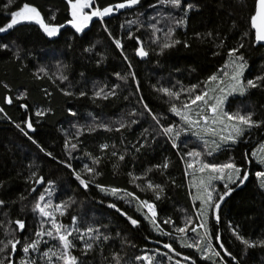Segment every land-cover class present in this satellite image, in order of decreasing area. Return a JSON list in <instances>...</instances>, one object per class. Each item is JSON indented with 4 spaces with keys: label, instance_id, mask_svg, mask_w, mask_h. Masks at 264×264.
Wrapping results in <instances>:
<instances>
[{
    "label": "trees",
    "instance_id": "obj_1",
    "mask_svg": "<svg viewBox=\"0 0 264 264\" xmlns=\"http://www.w3.org/2000/svg\"><path fill=\"white\" fill-rule=\"evenodd\" d=\"M255 2L89 0L74 19L76 0H0V28L25 4L50 27L68 23L53 36L35 20L0 32V264H264ZM116 3L125 7L83 21ZM240 64L224 110L253 123L208 144L181 111ZM228 163L239 174L200 170Z\"/></svg>",
    "mask_w": 264,
    "mask_h": 264
},
{
    "label": "snow or ice",
    "instance_id": "obj_2",
    "mask_svg": "<svg viewBox=\"0 0 264 264\" xmlns=\"http://www.w3.org/2000/svg\"><path fill=\"white\" fill-rule=\"evenodd\" d=\"M70 2H71V0H70ZM127 2L129 4H135V3L138 2V0H127ZM169 2H171L172 4H179L180 0H169ZM9 3H12V0H9ZM88 6H89V0H76V3L72 4V9H73L72 15H73L74 19L77 17L78 12L82 13L83 9L88 7ZM116 7L117 8H123V7H125V5L124 4H119V5H116ZM112 10H113L112 7L105 8L102 11L97 9L96 11H93L91 13V15L83 14L82 18H83V21L86 22V21L90 20L92 18V16H104V15L109 14ZM11 17H12L11 22L9 24H7L4 28H0V32H3V31H5L8 28H12L14 25H16L17 23H19V22H21L23 20H35L37 23H39L41 25V27L44 29V31L49 36H53L57 32V29L55 27H50L49 25L44 23V21L40 18V13L38 12V10L36 8L31 7L28 4H25L23 6V8H21L19 11L12 12L11 13ZM251 19H252V26L256 29V39H257V41H264V0H257V13L255 15H253ZM73 26L79 32L84 27V24L83 23H74ZM60 27H63V25H61ZM173 43H178V41H174ZM117 46L119 47V41H117ZM171 46L172 45H170V44H165L164 45L165 48L171 47ZM235 51L236 50L233 49L229 53V55H232ZM138 55L144 56V55H146V53L143 51V49H138ZM238 67H239V70L236 73L237 77L241 74V72L243 71V68L245 67V65L244 64H240ZM117 75L119 76V74H117ZM121 79H124V77H121ZM215 79H216L215 76L210 77V80H215ZM248 84L250 86L255 87V84L251 80L248 81ZM193 87H195V86H193ZM240 90L243 91V89H240ZM102 91L103 90H101V92ZM162 91L168 93L170 96H177V98L179 96L178 93H173V92H171L168 89H162ZM233 91H235V89H233ZM101 92H96L95 95L96 96H100ZM81 95H83V93H81ZM204 95L207 96V93H205ZM203 99H204V96H196V100H203ZM193 103H195V101H193ZM212 110L215 112L216 111V106H213ZM172 111L176 112L178 115L180 114L177 111L176 108H173ZM225 115L227 116V113H225ZM185 119H187V117H185ZM228 119L229 120L239 119V121L241 123H243L245 125H249V126H251L252 123H253V121L251 120L250 117H245V116H242V115H239L237 117L228 116ZM28 127L31 128V124L30 123L28 124ZM235 131H236L237 135H239L241 130L239 128H236ZM164 132L165 133H170V132H172V128L171 127L165 128ZM177 135H179V133H177ZM227 139H233V137L229 136V137H227ZM72 147L75 148L76 145H72ZM103 147H106V145L103 146ZM188 155L199 156L200 154L199 153H188ZM121 159H122V157H121ZM164 166L167 167L166 164ZM188 166L192 167L191 164H189ZM204 168H210L212 171H222L223 169H233V170L236 171L237 174H239V172H240V169L236 168V166L234 164H232V163H228V164H224V165L205 164L200 170L203 171ZM89 171H92V169H89ZM257 175H259L261 177H264V173H258ZM77 178L79 179V177H77ZM240 182L243 183L242 180ZM37 183H39V181H37ZM81 183L83 184L84 181H81ZM261 186L264 187V182H262ZM226 187H227V185H226ZM231 191H232V189L229 188L226 192H224L222 195H220L219 200L222 201L226 196H228L231 193ZM40 199L41 200L44 199L43 195L40 197ZM0 203H2V202H0ZM143 203L149 208V210H153V205L148 204L147 202H143ZM219 206H220L219 203H217L216 207L219 208ZM113 207H115V206L113 205ZM36 208L40 209V211L44 215H49L48 213L44 212V209L40 207L39 203L36 205ZM153 215H155L154 211H153ZM129 219H131V218H129ZM16 223L19 225V227L21 229L24 228V223L22 221H16ZM131 223L135 225L137 223V221L136 220H131ZM89 231H91V230H89ZM178 231L183 232L184 229L181 228V229H178ZM38 235H39V233H38ZM49 235H51V233H49ZM60 239L62 241H64L65 247H67L68 246V242H67L66 237L61 236ZM35 243L36 242H33V244L30 245L29 247H35ZM244 243L248 244L249 242L248 241H244ZM260 243L264 244V241H261ZM165 247H170V246L169 245H165ZM13 248H15V244H13ZM27 250L28 249L25 248V251H27ZM217 255H219V253H217ZM73 260H74V258H73Z\"/></svg>",
    "mask_w": 264,
    "mask_h": 264
},
{
    "label": "rangeland",
    "instance_id": "obj_3",
    "mask_svg": "<svg viewBox=\"0 0 264 264\" xmlns=\"http://www.w3.org/2000/svg\"><path fill=\"white\" fill-rule=\"evenodd\" d=\"M229 71H226V74L223 76H217L215 80H210L214 84L213 86H208L203 92L198 96H204L203 100H196L194 98L190 104H188L184 109H182L181 114L189 126L188 128L192 129L193 133L200 139L205 141H210L208 144L212 143L217 137L227 138L236 133L235 129L242 128V123L239 119L229 120L228 116H231L227 113L225 115L224 103L226 97L231 94L233 88L238 84L240 85V77L234 79L228 78ZM224 90V91H223ZM227 92V93H225ZM207 93V96L204 94ZM195 101V103H193ZM216 106V111L212 110V113H207V107ZM258 154V153H257ZM258 156L264 158V155ZM227 174L230 173V169H226ZM264 173V172H263ZM264 179V177H263Z\"/></svg>",
    "mask_w": 264,
    "mask_h": 264
},
{
    "label": "water",
    "instance_id": "obj_4",
    "mask_svg": "<svg viewBox=\"0 0 264 264\" xmlns=\"http://www.w3.org/2000/svg\"><path fill=\"white\" fill-rule=\"evenodd\" d=\"M128 4H129V3H128ZM116 5H119V4H117V3H116V4H111V5L106 6L105 8L112 7V8H116V9L118 10L119 8H117ZM105 8H104V9H105ZM96 10H97V8L95 7V8H94V11H96ZM11 13H12V12L9 13V16H10V22H11V19H12V17H11ZM256 13H257V0H256V2H255V7H254L253 15H255ZM253 15H252V16H253ZM103 17H105V15H104ZM251 18H252V17H251ZM26 21H28V20H23V21H21V22H19V23H24V22H26ZM10 22H9V23H10ZM250 22H251V27H252V30H253V36H254V41H255V43L260 44V45H264V41H257V39H256V29L252 26V19H251ZM258 22H259V21H258ZM9 23H8V24H9ZM19 23H17V24H19ZM67 24H68L67 22L64 23V24H63V27L66 26ZM63 27H60V26H59V27H57L56 29L59 30V29H61V28H63ZM8 29H9V28H8ZM7 264H11V260L8 261Z\"/></svg>",
    "mask_w": 264,
    "mask_h": 264
},
{
    "label": "built area",
    "instance_id": "obj_5",
    "mask_svg": "<svg viewBox=\"0 0 264 264\" xmlns=\"http://www.w3.org/2000/svg\"><path fill=\"white\" fill-rule=\"evenodd\" d=\"M147 209L149 210V208L147 207Z\"/></svg>",
    "mask_w": 264,
    "mask_h": 264
}]
</instances>
